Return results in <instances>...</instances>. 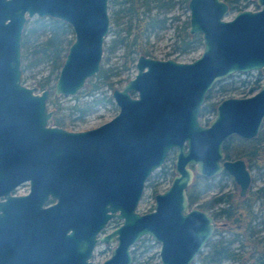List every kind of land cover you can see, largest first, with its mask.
I'll use <instances>...</instances> for the list:
<instances>
[{"label":"water","instance_id":"water-1","mask_svg":"<svg viewBox=\"0 0 264 264\" xmlns=\"http://www.w3.org/2000/svg\"><path fill=\"white\" fill-rule=\"evenodd\" d=\"M254 1L255 9L225 18L224 0H187V31L200 35L199 55L179 61L138 54L133 76L111 92L117 112L97 126L68 130L51 123L46 100L76 94L98 71L107 0H0V264H92L96 242L114 243L99 264H130L144 235L159 244V264H191L215 227L211 214L188 202L194 172L225 171L240 196L250 182L244 160L225 158L222 143L230 135L251 138L264 118V0ZM31 16L54 17L72 31L52 87L38 92L21 82L20 39ZM251 70L263 76L258 88L221 98L201 123L213 83ZM171 148L168 186L153 195L150 210L138 211L148 175ZM21 182L29 192L13 207L9 191ZM48 196L57 201L41 208ZM24 202L41 214L25 217ZM111 217L119 224L99 234Z\"/></svg>","mask_w":264,"mask_h":264},{"label":"rangeland","instance_id":"rangeland-1","mask_svg":"<svg viewBox=\"0 0 264 264\" xmlns=\"http://www.w3.org/2000/svg\"><path fill=\"white\" fill-rule=\"evenodd\" d=\"M187 1L184 0H172V5L167 10H158L154 6V1L150 0L148 3L149 13L157 14L159 17H164V22L162 27H156L150 30L146 36L142 39L141 46L146 50L147 55L157 57V58H173L179 61H190L199 55L201 51V45L193 43L190 44L185 49H181V43L175 41L176 28L182 27L184 23L188 26V9L186 5ZM257 6L254 0H243L236 7L229 8V12L225 18H230L236 10L238 9H255ZM117 9V6L107 7V12L109 10ZM143 9V5H140L139 10ZM164 10V11H163ZM157 12V13H156ZM35 16L28 17L26 19L31 20ZM113 22L109 24L107 35L105 36V42L109 43L110 39L114 38V44L109 50H103L99 70H103L104 75L93 74L86 79L83 87L77 91L74 95H54L51 94L50 102H46L47 107L53 110V115H63L66 121V127L68 129L82 130L90 127L97 126L109 118H111L117 112V106L115 105L111 92L114 88H121L123 83L133 76L135 72L134 62L136 60L139 52H135L133 49L134 44H131V34L125 32L123 26L128 24V16L122 11H117L110 15ZM115 19V20H114ZM117 22V23H116ZM119 29V34L116 36L115 30ZM181 32V31H179ZM48 34L47 30H38L36 35V41L43 40ZM67 34L66 37H70ZM118 37H125L122 41L118 40ZM35 41V42H36ZM34 45V44H33ZM23 50L24 58L20 62L25 64L28 61H34L28 67H25L21 73V82L27 86L36 87V92L41 88L37 85V80L47 75L50 68L51 62L48 57H42L38 59V54L31 53L33 46ZM258 77V82H262L263 76L258 75L257 72H252L249 75L234 74L225 82L220 85L212 87L210 95L205 98L203 104L208 105V103L215 102L221 98L227 96H242L246 93L249 86L256 85V83H248L241 85L239 78H252ZM97 84V87L92 92V95H84L83 90L90 89V82ZM53 80L47 85H50ZM252 93V92H251ZM73 104L79 105L81 108L85 109L80 116L78 110H71ZM55 108L57 111L55 112ZM213 116L212 110H201L198 116V120L201 123H205ZM173 164H174V151L168 156L161 168L155 169L147 178L142 195L137 203V210L144 212L150 210L153 204V195L156 192L162 191L166 188L173 176ZM252 181L249 188H255L263 183L264 176L260 175L255 170L251 171ZM209 184L208 190L200 194L199 200L193 205H196L201 199L207 198L211 194H222L225 196L230 195L231 199L235 201L238 198V186L234 183L229 175L219 174L210 177L207 180ZM27 184L18 185L14 191L22 192L27 191ZM215 207L210 209L212 214ZM252 213L256 215L253 221H251V229H253L252 234H248L246 238L240 237L239 241L235 242L234 245H241L240 251L245 255L251 253L252 245L250 240L264 239V198L254 202L252 206ZM215 227L213 229V234L210 239L215 238L218 234L223 235L224 238L230 237L229 232L226 230L230 223L223 219L222 216H216ZM112 225L116 222H112ZM218 231V232H217ZM218 233V234H217ZM113 242L103 244L97 243L93 253L91 255V260L93 264L100 263L104 258L109 255L110 248L113 246ZM159 244L152 241L148 236L144 235L138 239L134 244L131 253L132 261L130 264H158L157 251ZM204 249V248H203ZM224 264H229L225 261ZM233 264V263H232Z\"/></svg>","mask_w":264,"mask_h":264},{"label":"trees","instance_id":"trees-1","mask_svg":"<svg viewBox=\"0 0 264 264\" xmlns=\"http://www.w3.org/2000/svg\"><path fill=\"white\" fill-rule=\"evenodd\" d=\"M154 6L159 10H167L172 5V0H152ZM185 2L187 0H184ZM227 2L229 8L236 7L243 0H224ZM150 0H107V7L117 6V9L108 11L109 24H112L113 20L110 17L112 13L122 11L128 16V24L123 26L126 34H131V44H134L133 49L139 54L147 55L146 50L141 46L142 39L146 34L156 28L162 27L164 17H159L157 14L149 13L148 3ZM140 5H143V9L139 10ZM163 10V11H164ZM157 13V12H156ZM115 20V19H114ZM117 23V22H116ZM186 23V22H185ZM184 23L181 29L176 28L175 41L181 43V49H185L190 44L196 43L201 45L200 35L197 33L190 34L187 31V25ZM38 30H47L48 34L41 41H36V35ZM181 31V32H179ZM70 34V37H66ZM116 36L119 34V29L115 30ZM125 37H118L119 41H122ZM72 39V31L68 24L64 21L56 19L54 17H37L35 16L32 21L26 19L20 39V62L24 58L23 50L33 47L31 53L38 54V59L42 57H48L51 62V68L47 75H44L37 80V85L43 89L47 87L51 80L54 81L58 68L61 64L62 58L65 54L67 45ZM36 41V42H35ZM115 39H110L107 43L104 41L103 50H109L112 48ZM34 63V61H28L20 65L21 73L25 67H28ZM259 74V72H258ZM96 75H104L103 70H99ZM90 82V89L81 91L84 95H92L97 84ZM53 83L50 85L52 87ZM258 86V84L256 85ZM208 91L205 94V98L209 96ZM52 93L49 94V96ZM46 102H50V97ZM217 101L211 102L208 105H203L201 110H212ZM71 110H78L80 116L85 110L77 104L71 106ZM57 108H55V112ZM51 123L57 126L66 127V121L63 115H53L51 117ZM222 150L224 156L228 157H243L249 168L255 170L260 175L264 176V118L257 134L249 139L240 138L236 135H230L222 143ZM221 174H225L222 172ZM208 177H203L195 174L192 182L186 189V195L189 204H193L199 200L200 194L208 190L209 184L207 182ZM264 180L263 183L256 187V190L246 191L243 197L237 198L233 201L230 195L225 196L222 194H211L207 198L201 199L196 206L205 211H210L215 207L212 216H222L224 220L230 223V226L226 229L229 232L230 237L224 238L223 235L218 234L217 237L209 239L204 246V249L194 257L191 264H221L228 261L229 264H264V239L250 240L252 245L251 253L245 256L241 251V245H234L239 241L240 237L246 238L248 234L253 233L251 229V221L256 217L252 213V206L254 202L264 198ZM264 223V220L261 221ZM218 232V231H217ZM248 232V234H247Z\"/></svg>","mask_w":264,"mask_h":264},{"label":"flooded vegetation","instance_id":"flooded-vegetation-1","mask_svg":"<svg viewBox=\"0 0 264 264\" xmlns=\"http://www.w3.org/2000/svg\"><path fill=\"white\" fill-rule=\"evenodd\" d=\"M108 17H109V15H108ZM102 52H103V47H102ZM100 67V66H99ZM98 71H99V69H98ZM97 71V72H98ZM96 72V73H97ZM252 72H257V74H258V72H259V74L258 75H260L261 73H260V71H257V70H251V71H248V72H235V73H232V74H230V75H228L227 77H225V78H222V79H219V80H217V81H215L214 83H213V85H212V87H214V86H216V85H220V87H222V83L223 82H225V80H227L228 78H230L232 75H234V74H240V75H249V74H251ZM262 75V74H261ZM239 80H240V84L241 85H244V84H248V83H256V85L258 84V86L260 85V83L258 82V77H252V78H239ZM256 85H252V86H249V88L247 89L248 91L246 92V93H243L242 94V96H244V95H248V94H251V92H254L257 88H258V86H256ZM212 87L208 90V91H211V89H212ZM207 91V92H208ZM209 95H210V92H209ZM207 98V97H206ZM204 100H205V98H204ZM204 102V101H203ZM208 104H210V103H208ZM204 104H202V106H203ZM215 106V105H214ZM213 111H214V109H213ZM200 112H201V110H200ZM61 127V126H60ZM63 128H65V127H63ZM65 129H68V128H65ZM68 130H74V129H68ZM259 131V130H258ZM257 134V133H256ZM255 134V135H256ZM254 135V136H255ZM253 137V136H252ZM249 139V138H248ZM171 151H174V148H171V149H169L168 150V152H167V154H166V156H165V158H164V161L157 167V168H161V166L164 164V162H165V160L166 159H168V156H169V154L171 153ZM223 151V150H222ZM223 155H224V153H223ZM225 157V156H224ZM226 158V157H225ZM233 158H236V157H228V159H233ZM240 158H242L243 160H244V158L243 157H240ZM244 162H245V160H244ZM245 165H246V167L249 169V171H250V182H249V184H248V187H247V189L245 190V191H253V190H256V187L255 188H249V186H250V183H251V181H252V176H251V171H253V169H251V168H249V166L247 165V163L245 162ZM157 168H155V169H157ZM154 169V170H155ZM173 169H174V164H173ZM153 170V171H154ZM153 171H151V173L153 172ZM222 172H224L225 173V175H229L228 173H226L225 171H220L219 173H217V174H215V175H219V174H221ZM150 173V174H151ZM173 173H174V171H173ZM149 174V175H150ZM195 174H197V173H195L194 172V174H193V177H194V175ZM148 175V176H149ZM199 175V174H198ZM215 175H212V176H215ZM200 176H203V175H200ZM212 176H203V177H208V179L210 178V177H212ZM230 176V175H229ZM193 177H192V180H193ZM231 177V176H230ZM148 178V177H147ZM232 178V177H231ZM147 180V179H146ZM192 180H191V182H192ZM233 180V179H232ZM264 180V179H263ZM190 182V183H191ZM235 183V182H234ZM20 184H27V187H28V183L27 182H21V183H19V184H17L12 190H10L9 191V196H11V197H13V198H11L10 200H9V204L11 205H13V207H16L21 201H23V199L21 198V197H19V196H23V195H26L29 191H28V188H27V191H22V192H17V191H14V189L18 186V185H20ZM236 184V183H235ZM190 185V184H189ZM188 185V186H189ZM237 185V184H236ZM187 186V187H188ZM238 186V185H237ZM187 187H186V189H187ZM238 191H239V188H238ZM262 191H264V189H262ZM246 193V192H245ZM245 195V194H244ZM243 195V196H244ZM243 196H240L239 195V192H238V198H240V197H243ZM5 201V197H4V195L3 194H0V203L1 202H4ZM57 201V199L56 198H52V197H50V196H48V197H46L41 203H40V207L41 208H45V207H48V206H50V205H52V204H54L55 202ZM35 202H36V200H35ZM24 203H26V206H25V210L24 211H22V213L24 214V216L25 217H28L29 219L31 218L30 216H31V214H30V212L31 213H33L34 215H36V216H38V215H40L41 213H40V211L39 210H37V211H35V212H32V204H31V202H29V203H27V202H24ZM34 206H35V204H33ZM193 205V204H192ZM198 207V206H197ZM3 212V210L0 208V215H1V213ZM208 212V211H207ZM209 214H211L210 212H208ZM27 214V215H26ZM14 215V214H13ZM19 215H21V213H19ZM212 215V214H211ZM213 217V216H212ZM214 218V217H213ZM38 222H40V220H37ZM36 221V223H38ZM41 222H43V223H45V224H52L53 223V220H47V219H44V221L43 220H41ZM112 222H116V224H114V225H112L111 223ZM119 224V220L117 219V218H115V217H111V218H109L108 220H107V222H106V225H105V227L102 229V230H100V232H99V234H103V233H106V232H108V231H110L113 227H115L116 225H118ZM216 224V223H215ZM38 225H41V223H39ZM38 231V230H37ZM56 232V234H58V229L57 230H52L51 232ZM213 234V233H212ZM38 235V234H37ZM212 236V235H211ZM211 238V237H210ZM209 238V239H210ZM208 239V240H209ZM207 240V241H208ZM138 241V240H137ZM206 241V242H207ZM97 243H99V242H96L95 243V245L93 246V248H92V250H91V255H92V253H93V250H94V248H95V246L97 245ZM108 243H111V242H108ZM103 244H107V243H103ZM134 246V245H133ZM133 246H132V248H133ZM204 246H205V244H204ZM204 246H203V248H204ZM132 248H131V250H132ZM202 248V249H203ZM201 249V250H202ZM200 250V251H201ZM199 253V252H198ZM131 255H132V253H131ZM158 255V254H157ZM89 260H91V256L89 257ZM131 261H132V259H131ZM91 262H92V260H91ZM131 263V262H130ZM93 264V263H92ZM99 264V263H98ZM158 264H159V260H158ZM221 264H224V262H222Z\"/></svg>","mask_w":264,"mask_h":264}]
</instances>
